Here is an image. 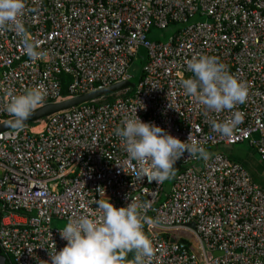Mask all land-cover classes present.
I'll return each instance as SVG.
<instances>
[{"label":"built area","instance_id":"built-area-1","mask_svg":"<svg viewBox=\"0 0 264 264\" xmlns=\"http://www.w3.org/2000/svg\"><path fill=\"white\" fill-rule=\"evenodd\" d=\"M25 4L19 20L39 56L24 54L11 26L0 30V123L13 119L4 111L9 92L39 86L46 94L44 105L138 72L139 79L110 100H91L40 119L39 131L25 124L21 132H0V249L11 264H50L54 245L57 251L66 245L53 219H98L97 202L107 199L117 208L150 204L142 212L154 250L150 264H264V188L219 151L247 142L264 163V0ZM170 25L176 27L166 41L150 39L152 28ZM140 47L146 57L131 74ZM200 55L217 57L247 86L246 102L232 110L242 113L243 121L230 137L211 125L231 112L206 111L181 86L192 75L187 61ZM61 74L70 76L65 97ZM136 108L141 121L181 141L190 137L187 143L203 146L210 158L185 152L167 191L168 180H141L149 164L131 161L115 135Z\"/></svg>","mask_w":264,"mask_h":264},{"label":"clouds","instance_id":"clouds-1","mask_svg":"<svg viewBox=\"0 0 264 264\" xmlns=\"http://www.w3.org/2000/svg\"><path fill=\"white\" fill-rule=\"evenodd\" d=\"M25 8V0H0V30L11 26L23 41L24 54L34 59L39 56L37 43L28 38L19 20ZM186 67L192 75L181 81L185 95L194 98L206 111L231 112L229 118L213 121L211 125L219 135L230 137L243 121V114L232 110L246 102L247 86L215 56L193 57ZM8 96L4 111L13 118L11 126L21 132L26 121L44 103L46 94L37 86L20 94L9 92ZM115 135L123 141L131 161L149 164L141 176V180L146 177L149 183L162 184L171 179L176 171L174 165L185 152L204 161L210 158L203 146L187 143L190 137L181 141L155 123L141 121L137 108L134 116L125 118L122 126L115 129ZM97 207L100 210L98 219L80 215L70 218L59 230L66 245L60 251L54 245V251L49 253L50 264H150L154 250L144 231L148 218L142 217L143 209L150 204L130 202L117 208L107 199L97 202ZM128 253H134L131 260L127 258Z\"/></svg>","mask_w":264,"mask_h":264},{"label":"water","instance_id":"water-1","mask_svg":"<svg viewBox=\"0 0 264 264\" xmlns=\"http://www.w3.org/2000/svg\"><path fill=\"white\" fill-rule=\"evenodd\" d=\"M137 57L141 60V62H144L146 54L144 48L140 47L137 51ZM139 79V72L131 77L128 80L112 84L107 87H103L101 89H96L87 93L79 94L73 97L64 98L59 101L50 102L47 104H44L42 106H39L32 116L26 121V124L37 122L40 119L49 116L53 113L66 110L68 108L77 106L78 104L85 103L91 100L100 99L106 96H109L113 93L119 92L125 88H133ZM105 101H103L104 103ZM11 120L4 121L0 123V132H3L5 130L12 129L11 126ZM190 226L193 227V223H190ZM0 264H6V257L1 253L0 249Z\"/></svg>","mask_w":264,"mask_h":264},{"label":"rangeland","instance_id":"rangeland-1","mask_svg":"<svg viewBox=\"0 0 264 264\" xmlns=\"http://www.w3.org/2000/svg\"><path fill=\"white\" fill-rule=\"evenodd\" d=\"M176 25H170L168 28L163 29V30H158L155 28H152L151 30V36L150 39L152 40H159L160 42H164L174 33ZM141 67V60L139 57L137 59H133L132 65L130 68V73L131 74H136ZM30 124V123H29ZM225 149V154L229 157H232L234 159L239 160L240 162L249 159L250 156H254L256 158V153L253 151L255 150L253 147L249 146L247 142L243 143H237L232 146H224ZM252 148L254 150H252ZM258 155V153H257ZM259 156V155H258ZM246 163V161H244ZM247 166V165H246ZM248 168V167H247ZM170 186V180H168L164 186V190L167 191ZM65 221L61 219H53L52 221V226L56 228H63L65 225Z\"/></svg>","mask_w":264,"mask_h":264},{"label":"crops","instance_id":"crops-1","mask_svg":"<svg viewBox=\"0 0 264 264\" xmlns=\"http://www.w3.org/2000/svg\"><path fill=\"white\" fill-rule=\"evenodd\" d=\"M220 149L225 154V149L226 148L221 147ZM252 150H254V149L252 148ZM253 152L256 153L255 150ZM254 156H250L249 159L244 160V161H246V163L244 161L240 162L237 159H234V158L229 157V156L228 157L232 161L240 163L247 170V172L249 173L251 179L264 188V163L260 160V158L258 157L257 153H256V158Z\"/></svg>","mask_w":264,"mask_h":264},{"label":"trees","instance_id":"trees-1","mask_svg":"<svg viewBox=\"0 0 264 264\" xmlns=\"http://www.w3.org/2000/svg\"><path fill=\"white\" fill-rule=\"evenodd\" d=\"M151 30H150L149 37L151 36ZM59 78H60V84H61V96L65 97L68 95V85L70 83V76H68L67 74H61ZM111 98H112V96L106 97L107 100H110ZM29 125L30 126H36L37 123H30ZM219 151H222V150L219 149ZM133 256H134V253H129L128 260H131L133 258ZM6 264H11V257L10 256L6 257Z\"/></svg>","mask_w":264,"mask_h":264},{"label":"bare ground","instance_id":"bare-ground-1","mask_svg":"<svg viewBox=\"0 0 264 264\" xmlns=\"http://www.w3.org/2000/svg\"><path fill=\"white\" fill-rule=\"evenodd\" d=\"M41 127H42L41 125L35 126L33 128V131H39L41 129Z\"/></svg>","mask_w":264,"mask_h":264}]
</instances>
